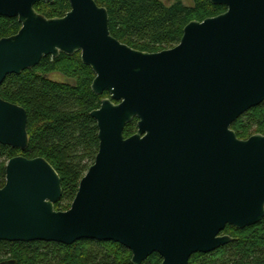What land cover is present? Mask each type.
I'll list each match as a JSON object with an SVG mask.
<instances>
[{
	"label": "water",
	"instance_id": "95a60500",
	"mask_svg": "<svg viewBox=\"0 0 264 264\" xmlns=\"http://www.w3.org/2000/svg\"><path fill=\"white\" fill-rule=\"evenodd\" d=\"M54 1L0 0V17L22 26L0 40V87L45 57L80 54L96 76L93 93L110 95L91 113L99 150L68 211L55 209L62 181L45 158L10 159L0 241L114 242L132 264L154 253L162 264H189L230 244L227 226L259 224L264 135L241 140L231 127L264 102V0H210L227 11L190 22L177 46L157 53L113 37L95 0H69L63 18L35 10ZM0 145L29 147L27 111L1 97Z\"/></svg>",
	"mask_w": 264,
	"mask_h": 264
},
{
	"label": "trees",
	"instance_id": "16d2710c",
	"mask_svg": "<svg viewBox=\"0 0 264 264\" xmlns=\"http://www.w3.org/2000/svg\"><path fill=\"white\" fill-rule=\"evenodd\" d=\"M95 1L108 10L113 37L148 53L174 48L190 22H203L227 11L225 6L213 5L210 0H193V6H186L182 0L170 5L163 0ZM35 10L54 19L63 18L71 6L69 0H55L52 4L41 2ZM21 27L17 18L0 17V40L16 35ZM55 73L66 81L53 80L51 75ZM95 77L92 69L82 63L80 54H62L57 59L45 57L37 67L3 82L0 97L27 111L29 147L21 151L0 145V188L5 185L10 159L43 157L62 181L63 196L55 209H70L99 150V130L91 113L110 97L108 93H93ZM137 122L126 127V138L137 132ZM231 128L241 140L253 134L264 135V102L243 114ZM223 234L230 235L233 241L214 253L193 255L189 264H264V219L243 230L227 226ZM131 259V252L114 242L80 240L66 246L0 241V264H132ZM143 264H162V258L154 253Z\"/></svg>",
	"mask_w": 264,
	"mask_h": 264
},
{
	"label": "rangeland",
	"instance_id": "374dc122",
	"mask_svg": "<svg viewBox=\"0 0 264 264\" xmlns=\"http://www.w3.org/2000/svg\"><path fill=\"white\" fill-rule=\"evenodd\" d=\"M176 0H163V2L164 3H166L167 5H170V4H172L173 2H175ZM182 2L186 5V6H193V0H182ZM51 78L53 79V80H56V81H59V82H64V81H66V79L62 76V75H60V74H58V73H55V74H52L51 75ZM253 135H256V134H253ZM252 135V136H253ZM263 135V134H262ZM249 139V138H248ZM247 140V139H246Z\"/></svg>",
	"mask_w": 264,
	"mask_h": 264
},
{
	"label": "flooded vegetation",
	"instance_id": "af4514ba",
	"mask_svg": "<svg viewBox=\"0 0 264 264\" xmlns=\"http://www.w3.org/2000/svg\"><path fill=\"white\" fill-rule=\"evenodd\" d=\"M5 183H6V180H5ZM4 186H5V185H4ZM4 186H3V187H4ZM3 187H2V188H3ZM2 188H0V189H2Z\"/></svg>",
	"mask_w": 264,
	"mask_h": 264
}]
</instances>
